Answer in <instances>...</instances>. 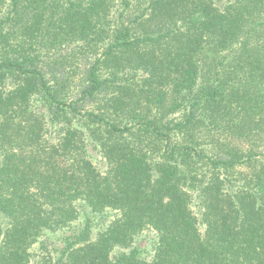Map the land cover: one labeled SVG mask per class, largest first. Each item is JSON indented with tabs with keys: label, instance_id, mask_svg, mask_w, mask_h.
I'll return each instance as SVG.
<instances>
[{
	"label": "trees",
	"instance_id": "trees-1",
	"mask_svg": "<svg viewBox=\"0 0 264 264\" xmlns=\"http://www.w3.org/2000/svg\"><path fill=\"white\" fill-rule=\"evenodd\" d=\"M0 264H264V0H0Z\"/></svg>",
	"mask_w": 264,
	"mask_h": 264
},
{
	"label": "rangeland",
	"instance_id": "rangeland-1",
	"mask_svg": "<svg viewBox=\"0 0 264 264\" xmlns=\"http://www.w3.org/2000/svg\"><path fill=\"white\" fill-rule=\"evenodd\" d=\"M119 5L116 7L118 8ZM92 160L93 162L99 167L100 169H103V161L99 154L96 152H91ZM192 212L195 214V217L197 218V227L199 232L202 234L204 232V224L201 219V213L200 208L196 204V202H193L191 205ZM112 213H105L102 215H94L87 211H84L81 217L73 222L72 226L70 228H67L65 230L57 231V232H48L45 233V235L42 237V241L48 244V250H53L54 248H57V246L62 245V240H64L66 237H71L72 235L76 234L85 223V219L89 218L91 220L92 224V230H93V236L95 234L104 229L110 220L112 219ZM156 240V234L151 230H145L143 233L137 235L135 237L134 245H137L140 249L141 256L146 258L147 260L152 255L153 251V245ZM32 255H36L39 253V245L35 244L31 248ZM52 256H55L54 250L51 253ZM35 259V257H33Z\"/></svg>",
	"mask_w": 264,
	"mask_h": 264
}]
</instances>
